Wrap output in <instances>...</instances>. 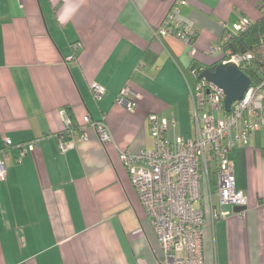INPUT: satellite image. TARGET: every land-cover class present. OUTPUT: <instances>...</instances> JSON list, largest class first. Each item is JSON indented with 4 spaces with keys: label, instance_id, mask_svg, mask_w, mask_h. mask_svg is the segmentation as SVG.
I'll return each mask as SVG.
<instances>
[{
    "label": "crops",
    "instance_id": "obj_1",
    "mask_svg": "<svg viewBox=\"0 0 264 264\" xmlns=\"http://www.w3.org/2000/svg\"><path fill=\"white\" fill-rule=\"evenodd\" d=\"M176 1L0 0V151L6 139L36 143L19 163L15 148L0 152V264H156L161 250L120 155L152 146L150 115L174 121L169 140L192 138L185 73L215 66L210 47L241 19L264 17V0H183L192 57V47L154 36ZM124 88L140 96L131 111L116 103ZM64 111L75 128L104 121L112 141L86 126L85 141L61 151ZM263 147L264 127L229 155L244 217L227 206L212 221L202 202L204 264H264ZM211 191L218 207L214 180Z\"/></svg>",
    "mask_w": 264,
    "mask_h": 264
},
{
    "label": "built area",
    "instance_id": "obj_2",
    "mask_svg": "<svg viewBox=\"0 0 264 264\" xmlns=\"http://www.w3.org/2000/svg\"><path fill=\"white\" fill-rule=\"evenodd\" d=\"M185 1L178 0L172 6L155 38L171 36L194 49L195 30L179 18V8ZM251 22L243 18L233 25L232 32L246 30ZM228 39L225 35L219 44L213 45L209 53L219 64H234L244 71L254 60L255 54L247 52L234 54L223 49ZM72 60V57L67 59ZM192 74H195L193 71ZM188 84L190 123L194 129L192 138L177 137L169 140L166 132L174 126L173 120L150 115L147 118L152 146L137 154L122 153L120 159L125 165L131 184L156 236L161 256L156 264H204L202 234L206 203L212 221L224 220L229 212L223 207L244 208L246 196L235 188L234 163L230 152L234 146H247L249 140L264 127V79L249 86L241 100L232 103L229 112L224 108V94L221 89L205 79ZM94 99L99 101L103 88L91 85ZM140 96L128 88L120 91L116 103L131 111ZM65 125L64 133L58 137L61 151L73 146V139L85 141L84 129L91 126L101 143L112 141V135L104 121L94 122L83 118V124L73 127L67 113H61ZM17 150L16 162H21L27 153L36 149V143L13 145L5 140L4 150ZM7 176L4 160L0 159V181ZM214 180L218 207L212 200L211 183ZM206 192V196L204 193ZM205 197V198H203ZM244 217V210L237 212Z\"/></svg>",
    "mask_w": 264,
    "mask_h": 264
},
{
    "label": "trees",
    "instance_id": "obj_3",
    "mask_svg": "<svg viewBox=\"0 0 264 264\" xmlns=\"http://www.w3.org/2000/svg\"><path fill=\"white\" fill-rule=\"evenodd\" d=\"M227 41L222 44L223 49H228L234 54H243L253 52L255 54L254 60L243 71L249 78L250 86L259 84L264 79V17L256 23L251 24L246 30L240 33L227 32ZM209 68L213 70L216 66ZM195 74H192V72ZM203 71L202 68L193 65L191 69L185 73L187 82L194 83L200 80L199 76ZM73 124V122H72ZM73 127L74 124H73ZM264 155V147L261 149Z\"/></svg>",
    "mask_w": 264,
    "mask_h": 264
},
{
    "label": "water",
    "instance_id": "obj_4",
    "mask_svg": "<svg viewBox=\"0 0 264 264\" xmlns=\"http://www.w3.org/2000/svg\"><path fill=\"white\" fill-rule=\"evenodd\" d=\"M200 79H205L217 88L221 89L224 98V108L229 112L232 103L242 99L244 93L250 86L249 78L240 71L234 64H220L213 70L204 69ZM244 210V208H235V212Z\"/></svg>",
    "mask_w": 264,
    "mask_h": 264
},
{
    "label": "rangeland",
    "instance_id": "obj_5",
    "mask_svg": "<svg viewBox=\"0 0 264 264\" xmlns=\"http://www.w3.org/2000/svg\"><path fill=\"white\" fill-rule=\"evenodd\" d=\"M214 61H216V58H214Z\"/></svg>",
    "mask_w": 264,
    "mask_h": 264
}]
</instances>
